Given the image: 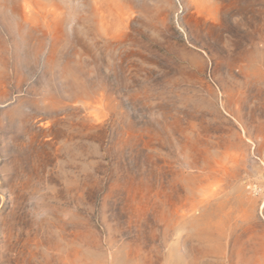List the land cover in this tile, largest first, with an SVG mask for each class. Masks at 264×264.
I'll list each match as a JSON object with an SVG mask.
<instances>
[{
    "label": "rangeland",
    "instance_id": "374dc122",
    "mask_svg": "<svg viewBox=\"0 0 264 264\" xmlns=\"http://www.w3.org/2000/svg\"><path fill=\"white\" fill-rule=\"evenodd\" d=\"M0 264H264V0H0Z\"/></svg>",
    "mask_w": 264,
    "mask_h": 264
}]
</instances>
